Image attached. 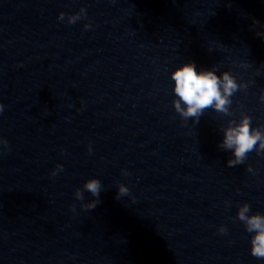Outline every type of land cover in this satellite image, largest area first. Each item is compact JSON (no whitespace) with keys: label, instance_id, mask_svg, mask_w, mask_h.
Instances as JSON below:
<instances>
[{"label":"water","instance_id":"water-1","mask_svg":"<svg viewBox=\"0 0 264 264\" xmlns=\"http://www.w3.org/2000/svg\"><path fill=\"white\" fill-rule=\"evenodd\" d=\"M187 62L248 84L232 116L176 112ZM262 93L264 0H0V264H264L237 217L264 214V151L219 147Z\"/></svg>","mask_w":264,"mask_h":264},{"label":"clouds","instance_id":"clouds-1","mask_svg":"<svg viewBox=\"0 0 264 264\" xmlns=\"http://www.w3.org/2000/svg\"><path fill=\"white\" fill-rule=\"evenodd\" d=\"M86 15V10L81 8L79 12L68 16L69 23H75L82 16ZM65 14L61 12L59 18L64 19ZM90 24H85L89 28ZM244 67L250 65L245 63ZM171 79L174 81L173 91L175 98L173 106L177 113L187 121L192 118L198 122L203 113L208 109H214L216 112L225 116H232L230 111L232 97L238 90H247L248 84L238 82L235 76L228 70L220 72L217 75L215 68L202 69L199 72L194 62H187L176 67L171 72ZM260 99L264 101V93ZM3 104H0V112L3 111ZM251 117L246 113H241L237 122L229 120L228 125L223 128V139L219 147L224 150H231L232 156L227 160L229 167L243 164L252 151L260 153L264 151V126L253 127ZM6 139L0 137V145L7 146ZM62 165H57L52 175H56L58 170H62ZM251 170V165H249ZM125 174H127L125 172ZM102 182L95 177L89 178L84 182L83 190L91 193L95 199L82 203L81 207L85 209H94L100 202V193L102 191ZM77 200L83 201V191L81 188L75 190ZM130 195L129 188L120 183L117 188V198ZM75 211V205H72ZM250 213V205L245 202L238 208L237 217L243 222L245 230L251 234V255L264 259V214L260 212ZM219 232L227 233L224 225L219 227Z\"/></svg>","mask_w":264,"mask_h":264}]
</instances>
